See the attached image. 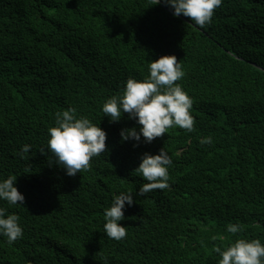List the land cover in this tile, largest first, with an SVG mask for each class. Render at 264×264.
<instances>
[{"label": "trees", "instance_id": "16d2710c", "mask_svg": "<svg viewBox=\"0 0 264 264\" xmlns=\"http://www.w3.org/2000/svg\"><path fill=\"white\" fill-rule=\"evenodd\" d=\"M152 4L0 0V179L17 176L25 197L0 200L23 228L12 244L0 236V264H218V246L264 243V0H223L204 28L164 0ZM170 54L185 72L177 83L193 100V130L122 141V129L140 126L127 113L110 121L102 105ZM68 108L107 133V151L74 177L47 147L55 114ZM162 148L169 187L137 194L142 154ZM121 192L133 204L117 241L104 210Z\"/></svg>", "mask_w": 264, "mask_h": 264}, {"label": "clouds", "instance_id": "9594fccd", "mask_svg": "<svg viewBox=\"0 0 264 264\" xmlns=\"http://www.w3.org/2000/svg\"><path fill=\"white\" fill-rule=\"evenodd\" d=\"M161 0H153L152 5ZM173 9V16L183 14L197 26L204 28L212 21L215 9L223 0H164ZM185 75L180 60L174 54L162 55L151 60L149 75L144 79L128 78L122 94L114 95L102 105L104 115L110 121L118 122L124 113L135 119L140 126L121 130V140L151 143L162 137L169 129L178 126L191 132L195 118L191 114L192 98L177 83ZM106 131L86 116L76 115L75 108L58 111L55 125L48 129V150L53 154L57 165L63 167L68 176H76L90 167L93 157L107 151ZM202 144H211L212 138L205 137ZM134 145V146H136ZM31 146L22 145L21 155L28 153ZM171 157L162 148L158 154L143 153L141 162L135 169L147 181L137 194L144 195L153 190L169 187V166ZM17 176L10 175L0 179V200L9 205H24L25 197L16 187ZM133 204V193L121 192L115 195L110 207L104 210V232L110 239L120 241L127 235L122 221L125 206ZM20 217L0 207V236L6 237L9 244L23 237ZM242 230L240 224H229L227 231L237 234ZM221 259L218 264H264V243L260 239H237L226 248L214 249Z\"/></svg>", "mask_w": 264, "mask_h": 264}]
</instances>
